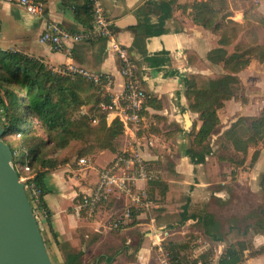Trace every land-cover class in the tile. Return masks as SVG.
I'll return each mask as SVG.
<instances>
[{
	"label": "crops",
	"instance_id": "1",
	"mask_svg": "<svg viewBox=\"0 0 264 264\" xmlns=\"http://www.w3.org/2000/svg\"><path fill=\"white\" fill-rule=\"evenodd\" d=\"M43 1L45 2L43 15L36 16L21 8L15 0H0V34L2 32L5 34L7 31V35H1L0 40L4 44L0 46L19 49L39 57L52 69L72 63L103 72L110 79L99 87L109 97L119 96L124 78L119 72L120 60L116 51L109 47L107 38L96 37L78 42L68 41L67 44L71 46L70 54L56 50L50 44L39 40V34L48 20H55L74 31L85 29L75 21L71 7L63 5L60 0ZM97 1L103 6L107 16L113 22L115 31L113 37L121 46L128 48L138 65L141 83L148 94L147 99L153 96L161 104L160 107H156L146 99L141 128L134 132L123 124V133L115 138L116 148L128 153L138 152L145 160L160 159V155L162 156L160 151H164L170 155L169 160L173 163L172 167L175 172L182 171V168L188 164H192V167L196 166L190 162L184 152H177L175 148H182V146L185 148L187 143L182 142L179 146V144L175 145L172 140L176 136H180L182 141L186 139L184 135H188L193 126L191 125L192 118L197 120L196 127L201 122L198 112L189 107V101L184 93L185 79L190 74L215 77L224 72L222 64L210 61L207 54L215 47H224L230 52L237 39L229 44H220L218 41L220 32L195 23L189 15V7L185 12L174 9L172 16L164 21L165 31L145 38L144 49L147 54L163 52V56L168 58L164 64L158 67L150 66L140 53L130 50L134 40V27L137 23L136 10L146 0ZM156 17L155 14H152L150 21L155 22ZM226 19L243 23V12L229 13ZM10 38L14 42L12 45L8 43ZM253 60L255 58H252L249 64ZM214 70H218V73H214ZM242 70L238 72V75ZM228 100L224 101V105H227ZM263 105L264 102L260 109ZM222 107L217 109L219 118V111ZM258 113L259 111L252 114L240 113L238 116ZM115 117V111H107V124ZM186 117L191 119L187 126H185ZM228 126L229 124L224 128ZM141 129H145L151 140L150 145L146 143L149 139L142 143L145 144L143 151L135 144V142H140L138 133ZM154 144L157 147L165 148L166 146L167 149L160 150L162 148L149 147ZM116 154L115 151L107 148L98 151L93 159V168H91L94 170H90L92 173L87 175L82 172L83 169L77 162L79 166L76 168L66 162L50 169L45 174L44 182L48 191L44 193L43 201L50 215L48 221L46 218L44 219L42 235L52 262L63 264L64 253L75 249L83 252L82 264H170L168 253L164 250L162 242L186 239L189 240V246L186 251H180L181 255H186L188 259L192 260L207 245H214L213 260L216 262L226 241L212 242L206 234L199 230L200 220L198 218H187L180 225L171 222L173 212L177 209L173 208V205L179 199V194L166 196V199L169 198V200L167 199L162 204L166 208L150 210L134 203L131 195L114 190L113 194H109L107 199L103 200L92 213H88L86 209L76 212L75 205L78 199L94 186L99 168L113 160ZM170 180L174 181V179H169V182L165 181L172 187L174 183ZM136 186L147 188L148 181L137 179ZM193 195L195 194H186L185 196H189L192 200ZM131 206L136 208V215L129 218L123 217L125 209ZM117 218H122L124 223L114 224ZM195 230L204 234V243H201L199 239L197 241L193 235H191L193 238L184 236ZM254 235L255 242L252 241V244L257 247L262 244L260 237H264V234L257 232ZM246 252L247 250L244 251L245 257L240 264H264V252L254 255H249Z\"/></svg>",
	"mask_w": 264,
	"mask_h": 264
},
{
	"label": "trees",
	"instance_id": "2",
	"mask_svg": "<svg viewBox=\"0 0 264 264\" xmlns=\"http://www.w3.org/2000/svg\"><path fill=\"white\" fill-rule=\"evenodd\" d=\"M43 1V0H42ZM65 6L72 8L74 19L84 28L93 23L92 0H60ZM178 0H146L136 10L137 23L134 27V40L130 50L140 53L150 66L158 67L168 58L163 52L147 54L144 49L145 38L165 31L164 21L172 16L174 9L179 5ZM227 0H194L189 7L192 20L202 26L211 27L220 32V44H229L235 39L232 51L224 47L211 49L207 58L222 64L224 72L215 77L202 74H190L186 77L184 93L189 101V107L198 112L200 124H193L188 132V141L184 154L190 162L197 164L205 160L210 153L209 138L220 123L217 109L224 105V101L235 97L236 89L240 84L238 72L245 68L252 58L264 65V43H257L256 39L249 41L245 38L248 30L244 24L226 19L229 11L226 8ZM182 7V8H183ZM152 14L157 20L150 21ZM256 14H253V16ZM109 95L98 85L81 76H68L56 73L41 58L30 55L15 48H2L0 46V120L5 129L2 139L6 141L13 152L15 165L28 162L33 176L31 180L40 188L42 207L49 220V211L45 208L43 195L48 191L44 176L50 170L69 161V157L57 158L49 153L48 140L37 133L36 119L48 133L49 141L55 147L63 148L71 142L81 143L78 147V158L86 154H95L102 149L120 151L115 146V138L123 133L122 121L115 117L109 124L106 122L107 110L100 107L101 102H108ZM147 102L160 107V101L150 97ZM143 112V110H142ZM77 113V114H76ZM156 132V129L154 130ZM246 132V136L239 133ZM264 133V105L256 115H240L233 120L223 135L231 141L236 150L246 153L249 144H254ZM253 159L257 152L253 153ZM252 159V160H253ZM159 159L144 160L145 166L151 170H158ZM108 162L107 164L111 163ZM168 164H173L171 161ZM164 195L167 182L160 176L148 180L146 188L148 195L152 196L155 189ZM182 205L180 218L173 224L180 225L187 218L200 220L199 230L214 243L226 241L223 251L214 262V245H208L197 254L194 259L181 255L186 251L189 240H164L162 246L168 253L170 264H240L244 260V251L254 255L264 251V244L253 248L244 238L229 241L233 226L224 225L219 216L212 211L189 212V196ZM131 216L137 213L131 206ZM253 223L256 232L264 234V204L255 213ZM237 224L240 233L248 231V224ZM192 233L188 234L190 238ZM82 250H69L63 255V264H82Z\"/></svg>",
	"mask_w": 264,
	"mask_h": 264
},
{
	"label": "rangeland",
	"instance_id": "3",
	"mask_svg": "<svg viewBox=\"0 0 264 264\" xmlns=\"http://www.w3.org/2000/svg\"><path fill=\"white\" fill-rule=\"evenodd\" d=\"M193 1L178 0L180 3L175 9L185 12L187 8L184 7L190 5ZM180 4H183L184 7ZM226 8L231 14L238 13V11L243 12L244 22L242 24L248 30L245 35L246 39L249 41L256 39L257 43H264V0H227ZM253 14L256 15L253 16ZM3 34V32L0 34V38ZM4 35H7V31ZM9 41V45L14 44L11 38ZM3 44V41L0 40V45ZM53 70L59 73L56 69ZM218 70H214V73H218ZM239 76L240 84L236 89L235 97L230 98L227 105H224L219 111L220 123L208 140L211 151L206 155L203 162L197 163L194 167H192V164H188L182 168V171L175 172L172 164H168L170 163V155L160 151V154H162L159 159L161 168L155 170L157 177L160 176L167 182H169V179H174V181L170 180L174 184L172 187L167 185L164 195L156 188L153 195L149 196L152 199V205L149 209L166 208L162 205L167 199L169 200V198L166 199V196L179 194V199L176 200L174 205L170 204L173 205V208H177L171 217V222H175L180 218L182 205L186 200L185 195L195 194L191 197L192 200L190 199L188 202L189 212L212 211L219 216V221L224 227L228 223L232 224L233 229L228 235L229 241L244 238L248 244H252V241L255 242L254 234L257 233L253 219L258 208L264 204V133L254 144H249L246 153L243 154L242 151L235 149L233 143L223 135V131L226 125L238 117V114H252L261 110L260 107L264 102V66L255 59L240 72ZM33 121L36 122L37 133L48 140L47 147L50 154L53 153V156L58 159L69 157L70 166L75 168L79 166L76 163L78 161L77 149L81 143L73 141L63 148L55 147L54 142L56 140L49 141L48 133L36 119H33ZM191 122L193 124L197 123L196 118H192ZM192 123L191 125H193ZM169 127L172 129L171 126ZM239 135L241 137L246 136V132L239 133ZM138 137L140 142H135V144L143 151L145 144L142 143L150 136L145 132V129H141ZM184 137L186 138L184 141L180 139V136H176V138L174 136L175 139L172 140L175 145L179 144L180 146L182 142L187 143L188 135H184ZM170 146L172 145L170 144ZM149 147L162 148L160 150L167 149L166 146L165 148L157 147L155 144ZM175 148L177 152L183 153L184 146ZM255 152H257L256 158L253 159V153ZM95 154L83 155L89 160L88 165L80 166L83 169L82 172L86 175L92 173L90 170H94L91 168H93ZM113 192L110 194H113ZM239 221H241V225H251L247 232L240 233L238 231L237 224ZM191 233L197 241L199 239L201 243H204L203 233L196 230ZM184 236L187 237L188 234ZM260 242H262V245L264 244V237H260ZM253 248L256 247L252 244L251 250Z\"/></svg>",
	"mask_w": 264,
	"mask_h": 264
},
{
	"label": "built area",
	"instance_id": "4",
	"mask_svg": "<svg viewBox=\"0 0 264 264\" xmlns=\"http://www.w3.org/2000/svg\"><path fill=\"white\" fill-rule=\"evenodd\" d=\"M17 4L30 14L41 16L45 9V2L42 0H16ZM93 23L90 27L82 30H71L55 20H48L39 34V40L50 44L56 50H62L67 54L71 52L70 42L81 40H90L96 37L107 38L109 47L116 51L120 60L119 72L123 76V88L117 97H110L108 102L100 103L102 109L108 112L115 111L126 128L136 132L141 128L143 119L142 110L148 97L147 91L141 83L138 65L127 47L121 46L113 37L115 34L112 20L107 16L103 6L97 1L92 0ZM56 70L62 75L81 76L95 85L101 86L109 81V76L103 72L87 69L72 63L64 64ZM151 144L149 139L146 142ZM77 163L81 166L88 165V158L82 156L78 158ZM15 165V164H14ZM20 180L24 184V189L31 202L34 216L41 228L44 226L46 211L42 207L40 200L41 190L31 180L33 172L28 162L15 165ZM157 177L156 171L148 169L145 166L144 159L138 152H131L128 155L120 154L115 157L111 163L103 165L98 170L97 179L94 186L81 195L78 199L75 210L80 212L86 209L92 213L99 204L106 200L108 195L118 190L122 193L131 195V199L137 205L149 209L152 199H150L145 187H137L136 180H150ZM123 217H131V208L127 207ZM124 223L122 218H117L114 224Z\"/></svg>",
	"mask_w": 264,
	"mask_h": 264
},
{
	"label": "water",
	"instance_id": "5",
	"mask_svg": "<svg viewBox=\"0 0 264 264\" xmlns=\"http://www.w3.org/2000/svg\"><path fill=\"white\" fill-rule=\"evenodd\" d=\"M4 131L0 120V264H54Z\"/></svg>",
	"mask_w": 264,
	"mask_h": 264
}]
</instances>
